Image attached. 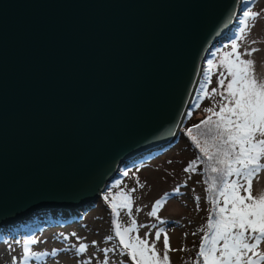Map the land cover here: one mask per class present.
Returning a JSON list of instances; mask_svg holds the SVG:
<instances>
[{"label": "water", "instance_id": "obj_1", "mask_svg": "<svg viewBox=\"0 0 264 264\" xmlns=\"http://www.w3.org/2000/svg\"><path fill=\"white\" fill-rule=\"evenodd\" d=\"M242 1L0 0V230L171 145Z\"/></svg>", "mask_w": 264, "mask_h": 264}, {"label": "snow or ice", "instance_id": "obj_2", "mask_svg": "<svg viewBox=\"0 0 264 264\" xmlns=\"http://www.w3.org/2000/svg\"><path fill=\"white\" fill-rule=\"evenodd\" d=\"M249 2L254 0H244L245 4ZM258 20H264V9L246 7L239 18L240 27L225 46L228 50L213 52L214 57L218 56L216 61L207 60L193 107L200 108L204 99H209L211 106L203 108L206 115L202 120L185 129L198 155L183 171L195 173L203 165L202 182L210 205L206 222L197 229L201 235L191 264H264V189L257 191L254 187L264 174V63L253 58L261 51L251 46L256 41L247 39ZM213 76L216 86L209 89ZM192 115L191 110L185 113L189 118ZM129 174L122 173L125 177ZM120 185L117 181L104 196L111 211L113 233L105 240L112 242L115 238V243L100 249L104 256L98 264H172L169 253L187 249L171 247L168 230L162 227L166 221L159 218L158 212L167 202L165 198L180 195L184 185L152 204L147 216L156 222L150 224H138L133 217L132 193L144 185L137 182V188L127 191ZM114 188L120 190L114 192ZM193 199L199 211L201 197ZM135 211L139 213L141 209L137 207ZM122 215L128 217L127 223L121 221ZM140 229H147L143 236ZM71 235L78 242L70 246L77 264H92L95 254L81 258L90 246L80 242L82 238L75 233ZM63 240L68 241L69 236H63ZM161 240L163 247L159 249ZM36 243L35 239L25 240L22 257L12 256L11 264L55 257L60 251L33 252L29 245ZM91 246H97V242L92 241ZM110 253L120 259H110Z\"/></svg>", "mask_w": 264, "mask_h": 264}, {"label": "rangeland", "instance_id": "obj_3", "mask_svg": "<svg viewBox=\"0 0 264 264\" xmlns=\"http://www.w3.org/2000/svg\"><path fill=\"white\" fill-rule=\"evenodd\" d=\"M246 7H250L255 11L264 9V0H254L248 4L241 5V14ZM241 16H239L240 18ZM236 22H239L238 20ZM239 24L236 23L233 30V35L227 38L221 44L213 48L206 60L203 62L206 66L207 60L212 59L216 61L218 56L214 57L213 52H223L226 45L234 38ZM248 41L255 40L256 43L251 45L260 49L258 53L254 54V59L264 63V20H258L252 30L249 32ZM202 66V69L204 68ZM264 70V69H262ZM202 73V72H201ZM203 80L201 75L200 81ZM198 85L197 89L199 88ZM215 76H213L212 84L209 86L215 87ZM194 94L192 105L187 110H191L193 115L189 118H184L183 124L177 135V139L172 145L167 148L163 153L158 154L152 159L144 161L140 167L130 168L129 176L123 179H116L121 184L124 182L123 187L125 191L137 188V182L144 185L143 188H137L132 193L133 196V217L137 220L138 224L155 223L156 220L147 216V212L151 210L152 204L165 193H170L178 186L184 185L180 188V195L171 198H165L167 202L159 210L158 216L160 219L166 221L162 227L168 230L170 237L171 247L179 249L186 248V251L170 252V259L172 264H191L195 258V252L199 246L201 233L197 232L205 222L210 205L206 202V193L204 191L206 185L203 184V175L200 165L197 172L185 173L183 169L188 166L189 162L194 160L198 155V150L193 146L191 140L185 135V129L197 124L205 117L203 108L210 107L211 101L204 99L200 102V108H194L195 103ZM194 135L196 132L194 131ZM185 173V174H184ZM123 179V180H122ZM122 180V181H121ZM125 180V181H124ZM115 181V182H116ZM198 181H200L198 183ZM115 183L100 194L95 204L85 211H77L76 213L68 214L67 212H44L32 215L29 219L17 224L16 226L0 230V264H11V257H22L23 242L28 239H35L36 244L29 245L33 252H51L53 249H59L58 254L53 256L43 257L39 260L32 259L27 264H77L78 258L71 249V245H76L78 242L72 233L81 237L80 242L87 243L90 247L88 252L84 254L82 259H87L88 256L95 254L96 259L92 260V264H98V260H103L102 248L111 247L115 243V238L112 242L105 240V237L112 235L111 226V211L108 207L104 196L108 193L110 188H113ZM254 187L257 191L264 189V174L260 177V182L255 184ZM120 188H114L113 191H119ZM200 196L199 211L196 208L194 196ZM107 205V206H106ZM108 207V208H107ZM139 207L141 211L137 213L135 209ZM67 216H71V219ZM121 221L127 223L128 217L121 216ZM147 229H140L139 234L143 236ZM197 232L196 236L192 233ZM185 233L188 235L185 237ZM69 236L68 241L63 240V236ZM96 241L97 246H91V242ZM162 240L158 244V248L162 249ZM110 259L118 261L119 256L109 254ZM126 259V258H125Z\"/></svg>", "mask_w": 264, "mask_h": 264}, {"label": "trees", "instance_id": "obj_4", "mask_svg": "<svg viewBox=\"0 0 264 264\" xmlns=\"http://www.w3.org/2000/svg\"><path fill=\"white\" fill-rule=\"evenodd\" d=\"M242 4H244V0H243V2H242ZM242 16V15H241ZM238 21H239V18H238ZM178 138V137H177ZM176 138V139H177ZM175 139V140H176ZM172 145V144H171ZM170 145V146H171ZM170 146H167V147H165V148H162V149H160V150H157V151H155V152H152L151 154H148L147 156H145L144 158H141V159H139L138 161H136V162H133V163H129V164H123V165H121V168L119 169V171H118V174H117V176H116V178L114 179V181L112 182V184L113 183H115L116 184V179H120V178H123V179H125V178H127V177H125V176H123L122 175V173L124 172V171H128L129 172V169L130 168H133L134 166H138V165H141V163L142 162H144V161H147L148 159H151V158H153L154 156H157L158 154H160V153H163L165 150H167V148H169ZM140 167V166H139ZM200 167V166H199ZM198 167V168H199ZM135 168H137V167H135ZM200 169H201V171L203 170V166H202V168L200 167ZM198 170V169H197ZM185 174V173H184ZM122 179V180H123ZM121 180V181H122ZM116 181V182H115ZM125 181V180H124ZM124 184V182L121 184V185H123ZM107 206V205H106ZM108 208V207H107Z\"/></svg>", "mask_w": 264, "mask_h": 264}, {"label": "bare ground", "instance_id": "obj_5", "mask_svg": "<svg viewBox=\"0 0 264 264\" xmlns=\"http://www.w3.org/2000/svg\"><path fill=\"white\" fill-rule=\"evenodd\" d=\"M200 76V75H199Z\"/></svg>", "mask_w": 264, "mask_h": 264}]
</instances>
